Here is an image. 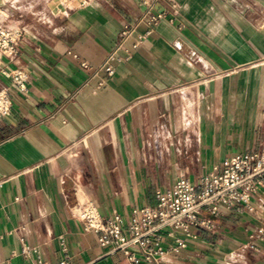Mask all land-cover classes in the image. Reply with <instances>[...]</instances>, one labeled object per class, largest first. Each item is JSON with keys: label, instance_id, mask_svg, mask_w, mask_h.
<instances>
[{"label": "crops", "instance_id": "crops-1", "mask_svg": "<svg viewBox=\"0 0 264 264\" xmlns=\"http://www.w3.org/2000/svg\"><path fill=\"white\" fill-rule=\"evenodd\" d=\"M158 10L167 17L137 49L128 40L109 76L100 68L141 0H0V24L22 32L6 66L30 75L26 92L0 77L13 101L0 119V264L66 254L130 264L85 229L81 208L128 222L174 187L179 168L199 183L264 147V0H165ZM254 206L223 209L166 263L264 264V197Z\"/></svg>", "mask_w": 264, "mask_h": 264}, {"label": "built area", "instance_id": "built-area-1", "mask_svg": "<svg viewBox=\"0 0 264 264\" xmlns=\"http://www.w3.org/2000/svg\"><path fill=\"white\" fill-rule=\"evenodd\" d=\"M163 1L141 0L139 21L123 26L118 47L108 55L101 70L113 76L116 72L114 62L128 58L119 54V50L126 48L128 40L134 38L132 48L137 49L153 33L154 27L167 17L166 12L158 10ZM174 8L177 13L178 7L174 5ZM141 25L147 28L144 33L139 32ZM21 37V31H10L0 24V77L11 79L21 92H26L30 78L28 71H11L5 60L16 54ZM72 55L79 59L78 55ZM81 66L87 70L91 68L85 61ZM12 107L7 89H1L0 119L8 116ZM259 196L264 197V147L226 158L199 183H193L187 172L179 168L174 187L158 191L155 206L135 207L128 222L120 215L103 217L93 206L81 208L78 218L86 230L98 234L101 246L122 253L130 264H168L165 258L187 248L188 240L197 237V231L213 230L215 217L221 215L223 209L253 213L254 201ZM167 238L173 240L168 246L165 244ZM62 245L67 252L64 243ZM29 252L26 249L24 254ZM33 264L47 263L39 257ZM55 264H72L71 258L66 254Z\"/></svg>", "mask_w": 264, "mask_h": 264}]
</instances>
